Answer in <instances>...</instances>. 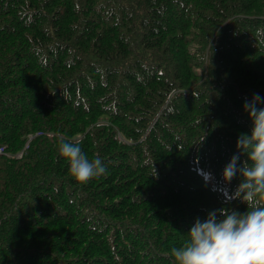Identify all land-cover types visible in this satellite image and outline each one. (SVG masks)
<instances>
[{
	"label": "trees",
	"instance_id": "16d2710c",
	"mask_svg": "<svg viewBox=\"0 0 264 264\" xmlns=\"http://www.w3.org/2000/svg\"><path fill=\"white\" fill-rule=\"evenodd\" d=\"M254 93L264 0H0V264H175L247 210L223 170ZM62 140L105 172L76 181Z\"/></svg>",
	"mask_w": 264,
	"mask_h": 264
},
{
	"label": "clouds",
	"instance_id": "9594fccd",
	"mask_svg": "<svg viewBox=\"0 0 264 264\" xmlns=\"http://www.w3.org/2000/svg\"><path fill=\"white\" fill-rule=\"evenodd\" d=\"M258 104H264L259 93L243 104L252 126L250 133L239 135L237 148L247 154L248 160L238 166L239 155L233 154L223 170L225 181L237 172L242 175L236 190L225 193V198H239L247 210L221 208L210 211L203 220L197 218L185 242L171 249L175 264H264V107ZM58 152L66 158L68 171L76 181L86 182L105 172L101 159H89L79 143L62 140Z\"/></svg>",
	"mask_w": 264,
	"mask_h": 264
}]
</instances>
